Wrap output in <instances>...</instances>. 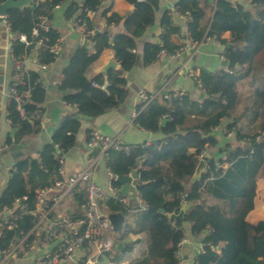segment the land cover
Returning a JSON list of instances; mask_svg holds the SVG:
<instances>
[{"label":"trees","instance_id":"16d2710c","mask_svg":"<svg viewBox=\"0 0 264 264\" xmlns=\"http://www.w3.org/2000/svg\"><path fill=\"white\" fill-rule=\"evenodd\" d=\"M129 1L134 8L127 16L116 12L108 16L112 6L108 2L103 4L102 0H71L67 5L64 18H80L86 30H93L95 26L94 18L87 15L90 9L105 16L107 25L122 23L123 31L112 37L108 30L95 31L86 36L92 49L83 43L75 48L57 87L63 99L74 105L76 111L62 119L51 142L43 145L37 157L27 156L14 162L11 176L0 194V208H10L16 199L24 196L33 206L37 191L59 177L60 164L54 158V146L58 145L66 154L77 143L81 116L98 117L125 101L128 89L124 73L136 64L137 39L154 23L159 8V0ZM66 2L41 0L38 4L9 9L6 19L12 33L24 34L28 40V44L13 40L14 57L34 56L40 63L48 65L55 61L50 49L62 44L59 30L39 28L38 34H34L33 29L41 16L52 21L54 9ZM209 5L206 0H178L175 11L187 17L189 35L197 42L202 43L208 37L223 42L222 35L226 31L236 35L241 33L236 39L238 45L223 52L228 69H201L196 77L205 94L201 100L191 97V93L171 99L160 93L145 107L138 103L134 122L140 128L161 133L162 137L147 145L146 142L134 144L130 153L111 150L106 159V167L113 175L126 176L134 169L139 173L136 184L145 208H140L135 198L128 205L111 198L105 201L108 212L120 211L126 216L128 234L148 235L147 253L132 264H178L179 243L185 236L184 222L190 223L193 234L204 235V250L196 254L194 264H264V220L252 224L246 221L257 200V174L264 161V130L251 135L236 127L237 84L246 74L242 69L246 66V70H250L256 57L264 52V0H254L250 8L217 0L211 17L207 13ZM172 13L168 9L161 17L160 42L144 44V65L156 60L162 51L175 54L182 46L171 42V38L179 36L181 31V26L174 23ZM106 49H111L119 68L89 78L87 71ZM16 87L20 94L28 93V96L24 95V114L18 110L17 101L9 99L7 115L14 134L7 137L8 144L18 143L42 129L45 88L39 71L29 70ZM167 93L171 95L173 91ZM228 118L235 121L229 127L237 128L236 138H247L248 146L233 148L230 144L225 145L220 152L227 155V166H220L224 163L222 158L215 160L211 156L210 161L206 158V167L200 177L194 179L196 167L206 150L219 143L213 129ZM258 135L262 136L259 141ZM112 184L120 187L116 180H112ZM82 195V190L76 192V202ZM184 203L190 204L184 217L169 219L167 213L179 212ZM160 208H164L165 213L159 211ZM19 225L29 229L32 225L30 217L25 216ZM11 233L8 231L6 238H0L2 248L7 246ZM137 242V239L130 240L115 253L106 252V259L121 262L130 255Z\"/></svg>","mask_w":264,"mask_h":264},{"label":"crops","instance_id":"0c3cea01","mask_svg":"<svg viewBox=\"0 0 264 264\" xmlns=\"http://www.w3.org/2000/svg\"><path fill=\"white\" fill-rule=\"evenodd\" d=\"M70 1L71 0H67L65 4L54 9V18L52 21L54 24L55 22H60L57 29L63 38L59 56L46 69H40L38 67L34 56H30L26 59V64L30 70L39 71L45 88L42 129L36 135L27 137L18 143L13 142L11 144L7 143V137L14 134V129L7 115V105L10 99L9 88L13 82L14 75L10 54L12 34L7 31L3 23L0 24V194L11 176V168L14 162L20 158H26L27 156L37 157L38 151L43 145L51 142L52 134L62 119L67 114L76 111L74 105L67 103L63 99L62 92H60L57 87L62 70L68 63L71 54L75 48L86 39L80 31L76 29V20L74 18H64V11ZM206 1L212 5L207 7L208 17H211L213 6L217 0ZM228 1L239 3L245 8H250L254 2V0ZM107 2L112 6L111 10L107 13L108 16L111 15L112 12H116L121 16H127L134 8V5L129 0H109ZM177 2L178 0H159V8L156 12L154 23L137 39L138 60L132 69L124 73L128 89V95L125 101L98 117L90 118L81 116V126L76 135L77 143L66 153L65 170L67 173L90 167L93 179L102 187H106L111 179V173L106 167V159L100 156L99 148L92 149L88 145V141L94 132L112 137H119L121 141L132 145L143 142H146V144L155 142L162 137L161 133L140 128L134 122V110L139 101L140 90L146 89L149 92L158 94L163 93L165 90L167 92L191 93V97L201 100L205 94L200 89L196 78L201 69L204 68L209 71L228 69V65H222L223 61H227L223 57V52L228 47L238 45L236 39L241 33L236 35L235 33L226 31L222 35L223 42L216 38L208 37L205 41H202L192 53L187 51L176 57L162 55L148 65L143 64L142 52L144 44L147 42H160L162 32L161 17L168 9L175 11V4ZM92 17L95 20V31L108 30L111 37L115 33L123 31L122 23L107 25L106 17L100 12L94 14ZM180 26L181 31L187 28L186 21ZM171 42L172 45L182 43V36H173ZM88 47L91 49L93 48L90 42H88ZM111 57L114 59L111 49L104 50L98 60L87 71L86 75L92 78L99 73H103L99 72V70ZM189 69L194 71L195 76H191L187 73ZM246 71V66H244L242 72L246 74L237 84L239 103L236 109V127L241 129L243 133L252 135L258 134V132L264 130V52L256 57L251 69ZM232 122H235L232 118L223 119L222 123L213 129V133L218 138L219 143L215 148L208 149V151L215 160L222 155L220 149H223L227 144H230L233 148L238 146L247 147L249 144L246 140L247 138H236L237 128L229 127V124ZM262 135L264 136V133H262ZM203 158L204 157L201 159ZM204 160L207 163V159ZM203 170L204 168L202 171ZM256 194V205L246 216V221L251 224L264 220V161L257 174ZM65 205L68 211H74L76 202L72 200L71 202H66ZM183 226L185 229V236L183 238V244L179 247L178 264H194L195 256L200 249L204 235L193 234L191 225L188 222H184ZM107 238L112 239L109 236H107ZM136 239L139 240V242L134 245L130 255L124 260H121V262H111L106 259L105 255L101 257V260L99 258L98 264L102 262V264H132L135 261L134 257L139 256L136 252L138 245L146 241L145 248L146 251L148 250V235L145 233H129L125 240L120 241L124 244L125 242ZM118 244L116 243L117 248ZM0 264H34V257L10 258Z\"/></svg>","mask_w":264,"mask_h":264},{"label":"built area","instance_id":"2783aa9c","mask_svg":"<svg viewBox=\"0 0 264 264\" xmlns=\"http://www.w3.org/2000/svg\"><path fill=\"white\" fill-rule=\"evenodd\" d=\"M40 1L33 0L32 4H38ZM107 1L109 0H102L103 4ZM94 14V10H87L88 16L92 17ZM184 18L186 21L187 17ZM80 21V18L76 20V29L85 38L95 33L94 29L86 30L85 23H80ZM1 23L12 34L10 54L14 75L13 82L9 88V98H14L17 101L18 110L21 114H24V95L27 94L28 96V93L20 94L16 86L18 83L23 82L30 68L26 64L28 57L16 58L13 56L12 42L17 39L28 44V40L24 34L14 35L12 33L6 16ZM51 27L57 28L47 16H41L40 22L33 29V33L38 34L39 28L48 30ZM180 35L182 36L180 49L175 54H167L162 51L160 56L170 55L176 57L200 45V42L190 37L187 28L183 29ZM60 39L63 44L62 35ZM40 43L41 41H39ZM62 44H56L50 49L56 58L61 52ZM36 64L40 69H46L49 66L48 64L40 63L37 59ZM187 73L195 76L194 71L191 69ZM101 87L105 88L103 85ZM181 94L180 92H173L171 95H168V93L165 95L168 99H171ZM157 95L158 93L142 89L139 92L138 103L145 107ZM136 114L135 108L134 116ZM261 137V135H258L257 141L261 140ZM88 145L92 149L99 148L100 156L105 159L109 157V151L111 150L130 153L134 147L132 144L121 141L119 137H112L99 132L92 134ZM53 155L60 164L59 177L52 184L46 185L37 191L33 206L30 205L27 197L24 196L16 199L12 207L0 208V238H6L8 231L12 232L11 236L7 238V246L2 248L0 245V254L2 255L0 263L10 258L34 257V264H98L99 258L105 256L106 252L115 253L118 249L115 241L106 236L107 231H112V225L108 218L110 212L106 210L105 201L111 198L128 205L135 198L140 208H145V201L137 189L136 179L131 181L132 193L123 195L120 192L121 186L116 187L112 184V180H116L118 176L111 173L108 185L102 187L93 179L90 167L67 173L65 170L66 154L58 145L54 146ZM219 158L224 160V163L220 164V166L225 168L227 166V155L222 153ZM79 190L83 191V195L81 200L76 202L75 195ZM65 200L67 202L72 200L76 202L74 211H68L66 205H62ZM74 212L78 214L73 215ZM25 216H29L32 223L27 230L19 225L21 221L25 220ZM58 239L59 242L52 250H49L50 245ZM183 242L184 240L182 239L179 247ZM203 245L202 240L198 252L204 250Z\"/></svg>","mask_w":264,"mask_h":264},{"label":"water","instance_id":"95a60500","mask_svg":"<svg viewBox=\"0 0 264 264\" xmlns=\"http://www.w3.org/2000/svg\"><path fill=\"white\" fill-rule=\"evenodd\" d=\"M33 2V0H4L3 2L0 1V22L3 20V18L7 15L9 9L11 8H23L25 6H29L31 5ZM173 16V21L178 24V25H182L185 23V18L183 16H181L180 14H178L176 11H173L172 13ZM60 24V22H55V27H58ZM83 44L88 45V40L85 39L83 41ZM195 48H192L189 50V52H194ZM222 65H229L227 61H223ZM118 64L115 62V60L111 57L108 62L101 67V69L99 70V72H103L104 74H106L109 69L111 68H118ZM172 74V73H171ZM167 93V91H163V94L165 95ZM208 159V161L211 160V154L208 150H206L205 154H204V158L201 159L196 167L195 173H194V178H199L200 177V173L202 171V169L206 167V162L204 159ZM139 177L138 174V170L134 169L132 170V172L130 173V175H126V176H118V178L116 179L117 182L120 184L121 188H120V192L123 195H127V194H131L132 193V186H131V181L133 179H137ZM190 204L188 203H184L179 212H171V213H167V216L169 219L171 220H176V219H182L184 217V214L186 212V210L189 208ZM159 211L165 213V209L164 208H160ZM108 218L111 222L112 225V232L115 234V236L117 237H122L124 235V231L126 229L127 226V221H126V216L120 212H110L108 215ZM59 242V239L54 241L50 247L49 250H52L54 248V246ZM123 243L119 242L118 244V248L119 250L122 248ZM76 259V257H75ZM2 260V255L0 254V261Z\"/></svg>","mask_w":264,"mask_h":264},{"label":"rangeland","instance_id":"374dc122","mask_svg":"<svg viewBox=\"0 0 264 264\" xmlns=\"http://www.w3.org/2000/svg\"><path fill=\"white\" fill-rule=\"evenodd\" d=\"M66 202H67V200H65V201L62 203V205H63V204H66ZM127 235H128V233H127V226H126V229H125V231H124V236L121 237V238L115 236V234H114L111 230H109V231L106 232V236L111 237V238H112L117 244H118L120 241H122V239L125 240V239L127 238ZM146 238H147V237H146ZM146 238H145V239H146ZM146 243H147V242L144 241V242H142L140 245L137 246V248H136V252H137V254H139V256L134 257L135 260L142 258V257L147 253L146 248H145Z\"/></svg>","mask_w":264,"mask_h":264}]
</instances>
